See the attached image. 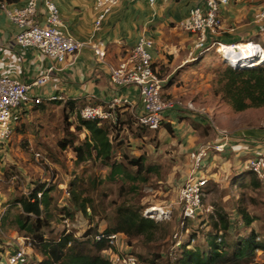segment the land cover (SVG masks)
I'll return each mask as SVG.
<instances>
[{"label":"rangeland","instance_id":"obj_1","mask_svg":"<svg viewBox=\"0 0 264 264\" xmlns=\"http://www.w3.org/2000/svg\"><path fill=\"white\" fill-rule=\"evenodd\" d=\"M248 1L256 5L264 3V0ZM212 36L214 38L215 35ZM251 39L259 42L264 48V35L257 32ZM257 49L259 58L264 63V50L258 47ZM227 62L233 65L232 61L224 58L221 52L214 48L189 59L187 65L172 75L177 82L176 87L180 88L173 89L170 93L164 90L165 94H171V98L193 102L197 109H203L206 113L184 110L183 112L201 115L206 120L212 119L210 124L213 125L205 128L199 124L200 128L197 130L193 124L196 122L187 123L188 118L183 117L185 121L182 123L176 119L173 120L174 127L178 126V130H175V137L168 136L164 131H159L158 136H155L157 133L152 132L143 142L133 138L128 140L130 135L126 131L125 146L121 152L126 151L133 156L142 152L147 153L148 161L155 166L156 171L147 174L145 182L137 183L135 190L130 182L123 183L121 180L113 183L106 180L103 184H98L92 194L94 209L89 212L90 220L80 212L75 214L73 220H67L58 214L61 208L69 207L71 202L72 195L64 197L63 189L76 191L80 181L86 183L93 176L104 179L108 168L99 161L92 160L77 164L69 149L62 150L58 146V141L65 133L63 105H52L44 111H31L26 116H21V119L14 124V127H17L19 122L21 128L16 130L10 140L0 148L1 221L9 208L7 201L10 198L27 195L37 183L47 182L53 185L54 189L51 191L53 203L49 214L50 224L44 230L46 236H51V234L57 236L63 230L80 236L93 226L103 230L113 224L119 207H132L140 210L142 214L146 209L151 211L147 215L151 213L149 214L151 219L158 222L156 230L131 239L129 242L131 246L128 245L129 249L139 256L140 264H173L177 256L178 245L188 239L189 248L203 245L206 234L215 232L212 226L214 220L210 218V215H213L217 209L237 219L235 221L238 223L239 233L245 231L243 224L238 220L241 209L249 216L256 215L258 219L254 220L250 227L255 229L261 239L264 238V186L252 187L249 184L251 177L246 174L237 176L239 180L234 182L235 179L231 178V175L239 170V166L233 152H227L213 168V175L208 180L203 197V211L194 221L181 225L177 198L179 186L190 169V159L188 152L185 151V145H180L182 138H179L178 132L185 135L186 130L190 132L192 128L200 131L199 136L203 139L213 138L215 126L229 129L232 134L247 132L249 134H238V136L245 135L244 139L248 141L245 144L247 149L243 154L245 158L240 157L243 160L250 156L255 143L261 142L264 136V105L235 112L225 101L221 100L220 96L215 94L216 75L225 68ZM157 66L155 64L157 71H160ZM183 71H187V75L182 74ZM159 73L162 76V72ZM170 77L164 78L167 81ZM86 103L92 102L78 100L77 106L81 107ZM164 119L167 121L170 118L166 116ZM70 121L72 123L70 131L73 135L78 134V140L82 139L88 132L85 129L82 132L75 129L78 124L76 118L72 117ZM235 128H238L237 131H230ZM155 143H157L156 146ZM36 153H39L41 157H37ZM228 159H230L229 164L225 163ZM160 207L165 213L159 210ZM9 213L5 227L1 225L0 229V264H4L8 245L13 242L17 243V237L24 235L23 232H18L17 224L14 222L19 209L11 208ZM231 232L225 237V241L233 239L234 233ZM125 244H127L126 238L122 237L119 239L118 249L126 250ZM32 248L29 259L32 263H37L42 256L39 251ZM11 249L13 247L9 250ZM256 253L257 260L262 261L264 256L260 252Z\"/></svg>","mask_w":264,"mask_h":264},{"label":"trees","instance_id":"obj_2","mask_svg":"<svg viewBox=\"0 0 264 264\" xmlns=\"http://www.w3.org/2000/svg\"><path fill=\"white\" fill-rule=\"evenodd\" d=\"M4 1L8 3L14 0ZM187 35L192 39L189 33ZM218 40L223 43L221 39ZM247 40L251 39L245 41ZM238 42L234 41L226 44H236ZM159 76L162 77L163 75L161 76L159 73ZM175 84L174 76H171L167 81L165 80L162 91L165 98H171V94L166 95L164 90L167 91ZM215 84V94L220 96L221 100L225 101L235 112L264 105V63L253 67L236 68L227 62L225 68L216 75ZM52 105H63L65 133L58 141V146L62 150L69 149L77 164L92 160L99 161L108 168L104 179L93 176L86 183L80 181L76 191L67 190L68 195H64V197L72 195L70 206H65L58 212L60 216L67 220H73L78 212L87 216L89 220L91 219L89 212L94 209L92 194L97 189L98 184H103L106 180L112 183L121 180L123 183L125 181L130 182L131 187L135 190L137 183L145 182L147 174L156 171L155 166L148 161L147 153L142 152L133 156V154L126 153V151L121 152V149L125 146L126 131L130 135L128 140L133 138L141 142L149 137L152 132L157 133L155 136H158L159 131H164L168 136H176L174 127L170 122L164 120L158 128L153 130L139 125L135 115L129 112L127 103L117 108L114 123L78 120L75 129L79 132L85 129L88 132L80 140H78V134L73 135L70 131L72 113L79 107L77 106L78 99H66L64 104L60 101L46 99H43L40 103H30L21 107L20 117L26 116L31 111H44L45 108ZM193 124L195 129L200 128L197 123ZM207 127L209 125L205 126V128ZM20 128L18 122L14 132ZM5 143L0 144V148ZM156 145L157 143H155ZM225 152H229L228 148ZM244 164L245 160L239 165V170L232 173L231 178L235 179L234 182L237 179L239 180L237 176L246 174L251 177L249 184L252 187L264 186V183L244 168ZM1 176H3L2 172ZM53 189L54 186L47 182L37 183L27 195L16 196L7 201L9 208H7L6 214L2 218L1 225L5 227L10 209L18 208L19 214L14 217L18 232H23V236L29 237L32 240L33 247L42 256L39 262L30 264H113L105 255V252L116 250V248L110 245L105 238L96 239V235L100 233L103 235L120 234L123 238L125 237L126 251L135 255L138 264H140L139 256L129 249L128 245L131 246L129 242L138 236L152 233L156 230L158 222L150 217H145L138 209L119 207L113 224L108 225L103 230L93 226L89 227L80 236H76L67 230H63L57 236L52 234L46 236L44 230L50 224L49 214L53 203V196H51ZM38 193L41 194L40 198L37 196ZM210 218L214 220L212 226L215 232L212 231L206 234L203 245H195L189 248V239L178 245L177 256L174 258L173 264H264V259L262 261L257 260L256 253L260 252L264 256V238L261 239L255 229L250 227L251 223L258 219L256 215L249 216L241 209L238 220L244 226V233H239L238 223L235 221L237 219L229 217L219 209L213 215H210ZM194 220H186L185 224ZM231 231L234 233L233 239L225 241V237ZM218 237L221 238L220 241H218Z\"/></svg>","mask_w":264,"mask_h":264},{"label":"built area","instance_id":"obj_3","mask_svg":"<svg viewBox=\"0 0 264 264\" xmlns=\"http://www.w3.org/2000/svg\"><path fill=\"white\" fill-rule=\"evenodd\" d=\"M118 1L94 0L95 8L98 11L95 19L96 29L100 27L106 14ZM148 1L153 4L157 0ZM229 2L230 0H204L202 6L190 8L188 15L179 21L178 27L192 36V47L198 55L214 48L220 50L223 47V44L216 40L210 41V37L222 32L223 18L221 10ZM39 3H41V6ZM0 11H3L9 20L17 26L18 32L15 41L18 45L34 47L43 56L57 63L65 62L85 46H89L98 58L103 59L105 56L106 49L102 42L81 41L67 31L54 0H28L23 7L14 10H8L7 2L0 0ZM41 14L43 15L42 21L39 19ZM255 21L259 24L258 32L264 35V3L259 6L255 14ZM248 41L257 43L258 48L264 50L259 42L253 40L244 42ZM153 45V39L140 37L132 46L128 59L117 67L111 68L109 72V78L113 84L136 87L142 105L141 112L135 114L137 123L151 130L156 129L164 120L163 113L176 108L189 112L206 113L203 109H197L191 101L165 98L163 96L165 79L159 76L154 66L151 53ZM221 55H223L222 52ZM53 69L54 67H50L44 75L38 77L34 82L39 85L44 84ZM29 88L30 85L17 77L0 75V144L8 141L12 136L15 128L14 124L20 117L21 107L30 103H40L43 100L39 96L31 97L28 92ZM46 100L63 101L64 98L62 95H51ZM124 103L130 106L127 100H122L119 97H113L109 102L86 103L76 108L72 113V117L76 118L77 121L96 120L114 123L116 121V110ZM214 128L215 138L212 141L202 144L188 153L190 169L179 186L177 198L182 226L186 220L196 219L203 211V197L209 180L206 172L210 160H214L217 155L230 148L233 139L245 138V135L240 137L226 129L216 126ZM261 139L262 141H257L250 151L251 154L245 160L244 168L264 183V136ZM36 156L41 157L39 153H36ZM63 192L68 195L67 189L64 188ZM37 196L40 198L41 194L38 193ZM148 212L151 211L146 209L143 215L151 218L149 215L151 213L147 215ZM101 238H105L110 245L116 248V250L105 252V255L113 264H138L135 255L128 253L125 249H118L119 239L122 238L120 234L103 235L100 233L96 235V239ZM220 240L221 238L218 237V241ZM32 247V240L29 237H17V243H15L13 249L7 251L4 264L32 263L29 259Z\"/></svg>","mask_w":264,"mask_h":264},{"label":"crops","instance_id":"obj_4","mask_svg":"<svg viewBox=\"0 0 264 264\" xmlns=\"http://www.w3.org/2000/svg\"><path fill=\"white\" fill-rule=\"evenodd\" d=\"M27 1L8 2L7 8L8 10L21 8ZM54 2L67 31L81 41L102 42L106 53L104 58L100 59L89 46H85L65 62L57 63L43 56L34 47L18 45L15 41L17 26L3 11H0V75L17 77L30 85L28 92L31 97L39 96L42 99H48L51 95H62L64 98L60 101L62 104L66 99L98 103L109 102L113 97H119L128 101L129 112L135 115L142 110L136 87L113 84L110 81L109 72L111 68L117 67L128 59L132 46L140 37L153 39L154 45L151 49L153 61L158 65L157 68L160 69L163 77L172 76L178 69L187 65L189 59L198 57L197 51L192 47L190 36L178 27V23L188 15L190 8L202 6L204 0H157L153 4H150L148 0H119L106 14L97 29L95 19L98 11L94 0H54ZM39 4L41 6V3ZM259 5L248 0H230L229 5L221 10L222 32L214 38L211 36L210 40L221 39L222 44H226L251 39L258 32L259 24L255 21V14ZM39 19L43 20L42 14ZM50 67L54 69L47 81L41 85L36 84L34 81L44 75ZM182 74L187 75V71H183ZM176 86L177 82L167 89L168 92L180 88ZM166 116H169L170 119L167 122H170L173 127V120L176 119L182 123L185 121L183 117L188 118L187 123L193 121L204 127L212 126L210 124L212 119L206 120L201 115L183 112L177 108L165 111L163 117ZM174 129L178 130V126ZM236 129L238 128L230 131L235 132ZM197 130L192 128L190 132L186 130V137L177 131L179 138H182L180 145L184 144L185 151L188 153L215 138L214 132L212 139H203L199 136L200 131ZM226 130L229 131V129ZM240 133L247 132L235 134ZM247 143L248 141L244 138H235L228 148L238 160V166L244 161L241 158H245L243 154L247 149L245 145ZM224 153L210 160L206 172L209 179L213 175L212 170L218 160L227 152ZM229 160L225 163L229 164ZM14 246L13 242L6 249L9 250Z\"/></svg>","mask_w":264,"mask_h":264},{"label":"bare ground","instance_id":"obj_5","mask_svg":"<svg viewBox=\"0 0 264 264\" xmlns=\"http://www.w3.org/2000/svg\"><path fill=\"white\" fill-rule=\"evenodd\" d=\"M249 42L231 45L223 44V47L218 51L223 53L224 58L232 61L236 68H247L262 64V59L259 58L258 46L253 42ZM159 210L163 209L160 207Z\"/></svg>","mask_w":264,"mask_h":264}]
</instances>
